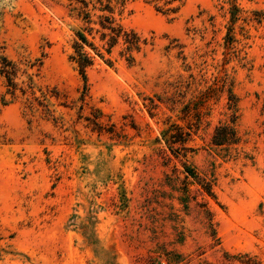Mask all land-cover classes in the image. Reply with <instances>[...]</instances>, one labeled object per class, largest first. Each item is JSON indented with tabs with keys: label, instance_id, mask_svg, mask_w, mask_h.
I'll list each match as a JSON object with an SVG mask.
<instances>
[{
	"label": "rangeland",
	"instance_id": "1",
	"mask_svg": "<svg viewBox=\"0 0 264 264\" xmlns=\"http://www.w3.org/2000/svg\"><path fill=\"white\" fill-rule=\"evenodd\" d=\"M166 1L0 0V264H264V0Z\"/></svg>",
	"mask_w": 264,
	"mask_h": 264
},
{
	"label": "trees",
	"instance_id": "2",
	"mask_svg": "<svg viewBox=\"0 0 264 264\" xmlns=\"http://www.w3.org/2000/svg\"><path fill=\"white\" fill-rule=\"evenodd\" d=\"M175 1L180 2V0H169V1H166V4H171ZM105 8L109 13H112V10L108 6ZM102 21L105 22V24H101L102 28L104 30H109L110 32L115 34V37H111V40L117 41V39L121 37V34H123L124 37L131 35L133 39L135 38L134 34L132 33L127 34L126 32L122 30L121 27L114 28L112 26L113 19L111 17H103ZM79 38L83 45H88V42L82 35H79ZM134 40H136V38ZM125 42L130 44L133 47H137V44H138V40L128 41L127 39H125ZM75 49H76V59H72V60L75 61V63L78 65L79 71L84 76L85 69L92 65V61L90 57L83 51L81 46L76 44ZM0 64H1L0 71L6 75L9 86L13 90H15L16 85H14V83L12 82V78H11L17 72L15 65L12 64L11 62H8L5 58H0ZM28 88H31V87H28ZM172 138H173V141H171L172 143H177V142L183 143L184 142L183 140H185V139H182L183 133L181 131L177 135L173 136ZM233 140H234V133L230 130L229 127L223 126V127H218L215 130V133L212 137V144L215 146H219L225 143L233 142Z\"/></svg>",
	"mask_w": 264,
	"mask_h": 264
},
{
	"label": "built area",
	"instance_id": "3",
	"mask_svg": "<svg viewBox=\"0 0 264 264\" xmlns=\"http://www.w3.org/2000/svg\"><path fill=\"white\" fill-rule=\"evenodd\" d=\"M160 264H165L164 262L160 263Z\"/></svg>",
	"mask_w": 264,
	"mask_h": 264
}]
</instances>
